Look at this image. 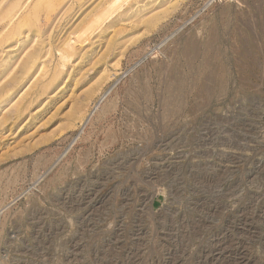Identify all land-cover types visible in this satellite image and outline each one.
Instances as JSON below:
<instances>
[{
  "label": "rangeland",
  "instance_id": "374dc122",
  "mask_svg": "<svg viewBox=\"0 0 264 264\" xmlns=\"http://www.w3.org/2000/svg\"><path fill=\"white\" fill-rule=\"evenodd\" d=\"M99 1L0 48V264H264V0Z\"/></svg>",
  "mask_w": 264,
  "mask_h": 264
},
{
  "label": "bare ground",
  "instance_id": "6f19581e",
  "mask_svg": "<svg viewBox=\"0 0 264 264\" xmlns=\"http://www.w3.org/2000/svg\"><path fill=\"white\" fill-rule=\"evenodd\" d=\"M125 1H127V0H105L103 3H101V0H100L84 16V18L80 21V23L73 28L72 32H78V30L83 29V28H85L86 29L85 31H87V29L88 30H89V28L92 29V26L93 25L95 26V24H97V23H99V25L104 23L110 16H112L114 14V12H117L122 7V5H123L122 2H125ZM25 2H26V0H8L7 3L0 9V48H2L5 44H11L13 41H17V38L19 36H21L22 34L26 35V32H28V31L29 32H38V31L44 32L43 31L44 29H42V27H44V26L47 27L48 25H50V23L53 22L52 21L53 16H57L59 11L62 10V6L64 7L68 2H70V3L65 8V10H63V14L61 15V19H63L64 17H67V16H71L76 7H78L77 9H79V10L83 7V3L81 2V0H67V1L66 0H33L28 5H25ZM146 4H144V5H146ZM41 13L45 14V16L41 17L40 16ZM153 18H155V17H151V18L145 19V20L142 19L139 21L146 23V22H149V20H150L149 26H153L156 22V20L151 22V19H153ZM122 19H123V17H122ZM6 27H7V29L5 31H3ZM106 28L108 29V27H106ZM122 30H123V28H118V27L116 29H114V31H113L114 33L107 43V48L112 47V44H113L111 42L112 39L114 38V36L116 35L117 32H122ZM45 31H46V28H45ZM111 31H112V29H111ZM2 32H4V33H2ZM78 34H79V32H78ZM83 34H82V36H83ZM28 35H29V33H28ZM74 35H76V34L74 33ZM39 37H40V35H39ZM19 40L21 42H23L22 39H18V41ZM68 42L64 40V41H62L61 44H59V46L61 47L63 44H68ZM69 43H71V42H69ZM75 43H77V42H75ZM123 45H124V43H123ZM35 46H36V44H35ZM58 50L60 52L59 59L57 61V64L54 66V68L50 72L49 76L47 77V81H46L47 84H45L43 86V89L47 90V89L56 85V82L59 80L61 73H62L60 71L59 67L66 66V63H68L69 60L77 54V50L73 47V44L67 45V47H61ZM42 53H43V49L38 48V49L32 50L31 52H29L27 54V56L25 57L23 62L20 63L15 75L8 80V85H6L5 88L4 87L0 88V99L3 96H6L7 94H9V90L11 88L13 89V87H15L19 82H22L24 79H26V77L28 75L31 74V72L33 71V69L35 68L37 63L39 62L40 58L42 57ZM10 61H11L10 58H7L5 60L0 61V74L3 71V69H5L8 66ZM92 94L93 93H91L90 97L92 96ZM2 102L0 100V105ZM16 111H19V107L16 108Z\"/></svg>",
  "mask_w": 264,
  "mask_h": 264
}]
</instances>
